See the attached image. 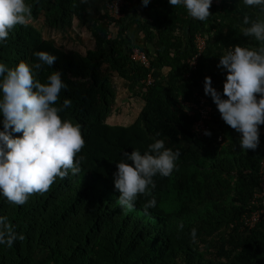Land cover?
Returning <instances> with one entry per match:
<instances>
[{"label":"trees","instance_id":"1","mask_svg":"<svg viewBox=\"0 0 264 264\" xmlns=\"http://www.w3.org/2000/svg\"><path fill=\"white\" fill-rule=\"evenodd\" d=\"M86 1L27 0L32 7L27 25H16L0 45V61L9 67L35 61L36 50L56 55L38 78L43 82L51 71H61L68 89L59 103L66 96L73 101L61 116L80 123L85 139L78 174L57 178L23 205L0 196V215L24 237L11 247L0 245V264H264V216L252 226L244 220L264 208V125L257 149L242 150L241 134L204 93L205 76L223 93L226 70L217 65L228 48L264 46L243 35L250 26L244 16L264 21V11L243 0H222L200 21L168 0H150L147 6L128 0L122 17L106 9L90 20L92 40L80 50L45 36V30L69 28L74 19L87 23ZM198 33L207 47L191 68ZM135 48L146 52L149 67L131 57ZM150 74L152 83L146 85ZM115 78L126 90L123 100L135 98L142 105L129 124L108 121L121 112ZM198 95L214 109L211 135L202 138L193 133L197 116L185 104L198 103ZM2 119L0 114V129ZM154 139L179 152L176 167L169 176H155L156 187L139 195L132 211L122 209L113 184L116 162L133 148L143 153ZM151 196L157 205L146 210Z\"/></svg>","mask_w":264,"mask_h":264},{"label":"clouds","instance_id":"2","mask_svg":"<svg viewBox=\"0 0 264 264\" xmlns=\"http://www.w3.org/2000/svg\"><path fill=\"white\" fill-rule=\"evenodd\" d=\"M150 0H142L147 6ZM213 0H168L172 6L182 5L187 15L205 21ZM245 5L264 11V0H243ZM128 3V0H127ZM32 7L27 0H0V45H3L16 25H27ZM243 35L264 42V21L250 22L245 15ZM35 61H19L9 67L0 61V196L14 205H23L33 193H45L53 182L81 171L84 159L79 155L85 146L81 124L61 113L72 106L60 93L68 89L60 70H53L45 81L38 76L57 57L47 50H36ZM217 67L226 70L223 93L217 90L210 76L204 78V93L215 103L221 119L240 133L242 150H255L260 144V125H264V46L256 49L236 45L219 56ZM259 94V95H257ZM22 133V135H15ZM211 135L210 130H204ZM116 162L114 188L119 192L117 203L132 211L141 194L149 195L156 187L154 177L169 176L176 167L179 152L165 146L163 139H154L143 153L138 148L125 151ZM151 196L144 208L156 207ZM183 227V225H179ZM195 229L192 236L195 237ZM11 228L7 217L0 215V245L11 247L23 239Z\"/></svg>","mask_w":264,"mask_h":264},{"label":"rangeland","instance_id":"3","mask_svg":"<svg viewBox=\"0 0 264 264\" xmlns=\"http://www.w3.org/2000/svg\"><path fill=\"white\" fill-rule=\"evenodd\" d=\"M86 5L88 8L87 17L85 20L87 23H82L77 20H73L72 25L63 30H45V36L47 38L54 39L63 45H67L72 49H82L85 43H88L92 40V34L88 29V25L90 24V20L92 18L100 17L106 9H108V4L106 0H88L86 1ZM115 12H111L112 16H115ZM118 17V15L116 14ZM120 18V17H119ZM31 23L37 25L39 22L30 20ZM84 24V25H83ZM116 29H114L115 31ZM115 83H117L116 90H117V99L116 104L119 107L121 105V112L115 113L112 115L108 121L110 123H118V124H129L131 123L135 115H137L142 105L137 102L135 98L129 100H123L124 97L127 95L124 93L122 81L117 80L115 78Z\"/></svg>","mask_w":264,"mask_h":264},{"label":"built area","instance_id":"4","mask_svg":"<svg viewBox=\"0 0 264 264\" xmlns=\"http://www.w3.org/2000/svg\"><path fill=\"white\" fill-rule=\"evenodd\" d=\"M222 0H213L211 5L220 4ZM127 3V0H114L111 3L108 4V11L111 15V12H115L118 17L113 16L115 18L122 17L124 15L122 8ZM112 16V15H111ZM195 46L197 48L196 54L193 56V58L190 61L191 68H195L200 56L202 53L206 50L207 47V40L205 36L202 33H198L195 36ZM131 57L140 62L141 64L149 67L150 60L147 56L146 52L139 50L138 48H135L133 53L131 54ZM153 76L150 74L146 80H144V83L146 85H150L152 83ZM185 103V102H184ZM185 104L189 107V113L195 114L197 116V119L195 120L192 130L193 133L199 137L202 138L205 136L204 130L209 129L208 124L212 120V114L214 113V109L210 102L208 101V98L204 95H198V103H189L186 102ZM261 175H262V187L264 188V161L262 162L261 166ZM262 216H264V208H262L259 211H255L250 215H247L244 217L245 224L246 225H253L255 222H257Z\"/></svg>","mask_w":264,"mask_h":264},{"label":"crops","instance_id":"5","mask_svg":"<svg viewBox=\"0 0 264 264\" xmlns=\"http://www.w3.org/2000/svg\"><path fill=\"white\" fill-rule=\"evenodd\" d=\"M203 92V91H202ZM198 93V92H197Z\"/></svg>","mask_w":264,"mask_h":264}]
</instances>
